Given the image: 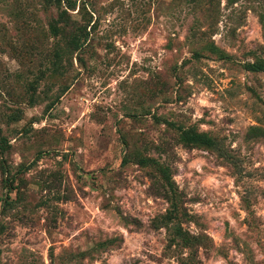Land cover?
Returning <instances> with one entry per match:
<instances>
[{
    "label": "rangeland",
    "instance_id": "374dc122",
    "mask_svg": "<svg viewBox=\"0 0 264 264\" xmlns=\"http://www.w3.org/2000/svg\"><path fill=\"white\" fill-rule=\"evenodd\" d=\"M75 1L0 0V264H264V0Z\"/></svg>",
    "mask_w": 264,
    "mask_h": 264
},
{
    "label": "trees",
    "instance_id": "16d2710c",
    "mask_svg": "<svg viewBox=\"0 0 264 264\" xmlns=\"http://www.w3.org/2000/svg\"><path fill=\"white\" fill-rule=\"evenodd\" d=\"M58 4L61 6L62 2L64 0H57ZM68 5H66V8H74L77 5V2H71V0H67ZM64 13H67L66 10H63ZM59 21H62V18H59L55 21H53L50 24V30L51 32L56 36H62L65 37L67 30L66 24L59 25ZM84 34H79L77 32H70L67 36L66 44L64 46L56 48L54 52L55 57V64L62 61L65 56L72 55L76 52H78L84 43ZM245 68L248 71L251 72H264V59L257 58L254 61H249L244 64ZM69 88L66 87L62 90L61 95L64 94ZM60 95V96H61ZM171 125V124H170ZM172 127H174L179 134V140L185 144L189 145H195V146H202L211 150H218L222 151V147L219 144V141L208 134L207 132H201L195 129L194 127H184L182 125H174L172 124ZM252 131L259 132L264 134V129L260 127H254L252 128ZM8 147L5 137L0 136V151L5 152L6 148ZM152 160L150 158L142 157L139 159V163L141 164H148ZM24 168V167H23ZM22 169V168H21ZM25 169V168H24ZM159 171L164 175V180L168 184V182H171L170 175L168 174V171L165 167L159 166ZM6 181H9V178L6 179ZM13 181V179H12ZM172 183V182H171ZM172 191V197H168L172 201V206L168 214L165 215V223L167 225L173 224L174 221L180 220V214L182 213V207L180 204V201L178 200V197L176 195V189L173 188V185L169 186ZM173 241H176L177 239L185 246L188 247H194L197 242H199V238L191 235L189 232L185 231L180 225H178L177 228L173 229Z\"/></svg>",
    "mask_w": 264,
    "mask_h": 264
}]
</instances>
